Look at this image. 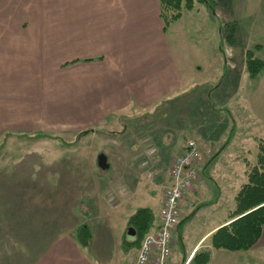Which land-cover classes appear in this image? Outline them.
Instances as JSON below:
<instances>
[{"label":"rangeland","instance_id":"obj_1","mask_svg":"<svg viewBox=\"0 0 264 264\" xmlns=\"http://www.w3.org/2000/svg\"><path fill=\"white\" fill-rule=\"evenodd\" d=\"M166 29L176 57L190 70L191 88L184 94L181 93L188 87L169 99H161L153 109L116 114L96 129L79 131L30 129L24 122L26 114L19 113V109L8 114L4 113L7 107L0 109V264H32L39 252L59 236L75 234L78 227L87 223L89 231L102 227L98 220L100 210L90 201V190L102 180L96 178L95 183L89 177L91 173L83 171L86 177L81 178L84 185L80 186L72 176L77 173L72 156L77 152L72 145L76 139L108 137L110 140L103 141L110 143L123 136V144L112 141L117 145L112 146V154L121 155L126 149V157L134 162V174L143 171L141 175L147 180L157 177L151 155H159L162 170L177 154L160 148L158 139H168L169 143L193 139L210 144V155L225 144L220 160L207 172L199 169L185 195L180 220L185 245L194 246L200 234L226 218L224 210L233 205L235 193L245 180V169L256 159L257 143L264 140V68L250 76L246 61L249 50L264 60V0H195L193 7L184 8L179 19L170 22ZM204 81L207 83L199 85ZM119 132L122 134L118 136ZM142 141L148 142L143 145ZM83 143L77 153L83 155L81 164L85 166L87 155L96 150L88 152L94 146L89 148ZM99 150L88 166L102 173L108 163L106 158V167L99 163V155H103ZM143 153L147 155L145 169L137 166L144 160ZM115 156L112 155L113 164L123 172L124 161L115 160ZM116 181L118 190L109 198L122 200L126 196L121 192L123 178ZM143 182L148 184L150 180ZM162 186L161 189L165 185ZM192 211L195 212L187 220ZM128 246L124 243L125 250ZM181 249L176 246L173 253L178 254ZM263 251L254 249L253 253L261 257ZM262 258L256 257L255 264H264ZM183 260L182 264H194L187 258Z\"/></svg>","mask_w":264,"mask_h":264},{"label":"crops","instance_id":"obj_2","mask_svg":"<svg viewBox=\"0 0 264 264\" xmlns=\"http://www.w3.org/2000/svg\"><path fill=\"white\" fill-rule=\"evenodd\" d=\"M166 30L159 16L158 0H0V109L7 107L6 114L19 109V113L26 114L24 122H28L30 129L57 131L96 129L113 115L153 109L161 99H169L188 87L181 93L184 94L191 88L190 70L176 57ZM204 83L207 82L199 85ZM122 137L114 141L122 142ZM104 139L110 140L94 137L72 141L77 152L81 142L89 148L94 146L88 152L96 150L87 155L85 166L81 164L83 155L72 153L77 172L73 171L72 176L80 186L84 185L81 178L86 177L83 171L91 173L89 177L95 183L96 178L102 180L90 190V201L100 210L98 220L102 227L90 230L91 237L85 245L78 242L76 230L75 234L72 231L59 236L45 251L39 252L32 264H127L139 247V244L132 246L135 231L128 226V217L137 208L147 207L154 212V223L157 222L163 197L161 186L169 181L168 168L161 170L159 155H151L157 177L149 182L141 175L143 171L134 174L131 169L134 162L126 157V149L120 145L124 153L115 156L112 152L117 145ZM166 140L158 139L160 148H169L177 154L186 141ZM223 145L210 158L198 162L197 173L199 169L207 172L215 166L225 151ZM98 148L108 163L102 173L88 166ZM112 155L115 160L124 161L123 172L116 170ZM146 156L142 154L144 160L137 166L147 168ZM120 178L124 182L122 194L126 196L111 203L110 193L117 192L115 182ZM215 185L217 189L218 183ZM229 208L224 210L226 218L200 234L192 247L185 245L183 229L181 232L180 226L177 227L172 249L176 246L182 249L178 254L172 250L169 264H182L197 249L208 247L209 235L226 223ZM87 226L90 228L89 223ZM263 238L264 227L256 244L248 250L209 247L206 264H255L256 257L264 258V251L261 257L253 253L254 249L264 250ZM124 243L129 245L126 250Z\"/></svg>","mask_w":264,"mask_h":264},{"label":"trees","instance_id":"obj_3","mask_svg":"<svg viewBox=\"0 0 264 264\" xmlns=\"http://www.w3.org/2000/svg\"><path fill=\"white\" fill-rule=\"evenodd\" d=\"M194 1L158 0L159 16L164 29L170 22L179 19L184 8L191 9ZM196 1L206 2V0ZM231 39L229 38V42ZM253 52L254 50L247 52V72L250 76L258 74L260 69L264 68V60L255 57ZM208 146L211 149L212 146L210 144ZM179 154L181 152L177 155ZM244 175L245 180L235 193L232 207L228 209L226 223L209 235L208 247L197 249L189 263L206 264L210 258L209 247L229 251L248 250L258 241L264 227V140L257 143L256 159L251 164L248 163ZM193 213L194 211L187 215V220L192 217ZM154 219V212L147 207L137 208L128 217V226L135 231L134 244L140 246L143 237L153 227ZM181 224L182 221L178 227ZM87 228L81 225L76 229V236L81 245L89 241L91 232Z\"/></svg>","mask_w":264,"mask_h":264},{"label":"built area","instance_id":"obj_4","mask_svg":"<svg viewBox=\"0 0 264 264\" xmlns=\"http://www.w3.org/2000/svg\"><path fill=\"white\" fill-rule=\"evenodd\" d=\"M210 153L208 145L189 139L185 141L181 154L172 158L168 167L169 181L163 187L157 222L143 237L136 256L127 264H169L174 232L181 219L185 195L197 177L198 162ZM109 200L112 203L115 199Z\"/></svg>","mask_w":264,"mask_h":264},{"label":"water","instance_id":"obj_5","mask_svg":"<svg viewBox=\"0 0 264 264\" xmlns=\"http://www.w3.org/2000/svg\"><path fill=\"white\" fill-rule=\"evenodd\" d=\"M99 163H100L102 166H104V167L107 166L106 163H105V157H104L103 155H100Z\"/></svg>","mask_w":264,"mask_h":264}]
</instances>
